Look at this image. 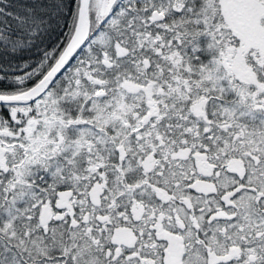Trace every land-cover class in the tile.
Wrapping results in <instances>:
<instances>
[{"label": "snow or ice", "instance_id": "6c2138e0", "mask_svg": "<svg viewBox=\"0 0 264 264\" xmlns=\"http://www.w3.org/2000/svg\"><path fill=\"white\" fill-rule=\"evenodd\" d=\"M0 264H264V0H0Z\"/></svg>", "mask_w": 264, "mask_h": 264}]
</instances>
